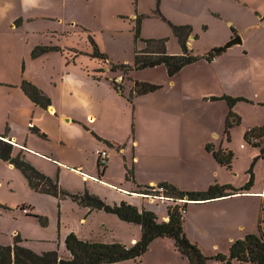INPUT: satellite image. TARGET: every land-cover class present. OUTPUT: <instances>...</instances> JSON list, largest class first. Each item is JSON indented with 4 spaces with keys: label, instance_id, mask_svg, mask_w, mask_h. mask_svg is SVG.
<instances>
[{
    "label": "crops",
    "instance_id": "crops-1",
    "mask_svg": "<svg viewBox=\"0 0 264 264\" xmlns=\"http://www.w3.org/2000/svg\"><path fill=\"white\" fill-rule=\"evenodd\" d=\"M65 1L17 0L21 9L20 15L0 18L6 19L5 26L0 25V40L12 36L17 37L22 43L27 36L28 41L30 31H37L34 30V20L37 17H46L45 19L56 20L59 23L61 21L59 18L63 17ZM137 3L138 0H135V13L138 12ZM156 3L165 18L191 17L181 21L172 19L171 22L192 27V36L187 40V46L192 51L200 37H210L207 46L209 50L199 53L200 56L223 45L234 35H239L241 42L216 54L210 60L200 58L187 64L172 76L166 73L163 66L172 85L167 87L160 85L152 92L134 95L131 101L128 100L133 85L131 79L147 81L145 78H138L141 70L132 71L128 76L130 78H123L122 74L119 77L101 76L98 73L105 72L99 71V67L92 69V72L79 69L83 74L77 78L80 83L66 88L64 83L69 77L70 70L61 67L55 73L57 79L52 81L54 89L59 92L58 97H52L51 104L46 109L34 104L23 93L19 86L20 76L12 80L3 75L5 73H0V135H5L3 139L12 144V154L21 152L36 169L49 177H52V172L57 173L60 187H63L59 178L63 171L79 175L87 185L88 191L92 189L88 183L93 182L114 192L110 202H106L107 193H99L96 189L90 191L103 198L106 203L118 204L125 201L139 210L153 212L160 221L168 220L169 205L184 204L182 228L186 237L196 244L201 252L207 253L209 251L206 249H213L210 256L227 253L232 242L243 238L247 233H253L254 227L257 228L258 219L263 211L260 206L259 209L258 205L256 206L257 199L262 198L257 194L263 195L264 191L254 190L255 179L247 191L197 202L184 198L183 203L174 199L164 202L165 207L156 206L154 200L144 197L140 191L145 187L158 186L162 182L172 184L182 191H204L214 185H228L235 189L242 186H235L226 181L228 171L232 169V161L230 168L221 165L206 146L209 145L214 151L230 150L233 157L237 155L228 146L231 133L237 125L231 127L227 135L224 133L229 107L225 100L212 97L241 96L253 101L247 102L252 107L257 102L264 103V95H257V90L264 88V0H155L154 9ZM168 6L176 11L174 15L170 14ZM139 14L146 16L143 13ZM118 16L127 17L121 13ZM63 25L64 22L60 26V31L52 26L49 28L53 32L65 34L67 32H63L65 26ZM195 35L197 38H194ZM25 44L27 48L29 42ZM136 48L139 49L137 46ZM167 52L179 54L180 47L179 51ZM254 55H262V61L256 63ZM22 58L24 76L50 96L48 88L28 74L26 67L31 66V63L27 64L25 56ZM22 58L18 61L20 62ZM182 73H185L184 78ZM177 76L182 78L178 82ZM112 79L115 81L124 79V82L120 83L121 93L114 89ZM48 85L52 88L50 82ZM66 100L70 101L71 105L66 104L63 107ZM244 102H236L231 108L232 111L236 114H242L243 111L252 112L250 111L252 107L249 105L245 107ZM256 108L254 110L259 112L260 109ZM202 109L207 111L205 115L201 113ZM45 115L57 122L64 120L76 122L80 126L78 129L80 142H69L62 134L51 139L48 131L40 124ZM189 116L194 117L193 126L187 124ZM197 120L201 125L196 122ZM59 126L61 128V123ZM30 127L37 128L39 132L32 131ZM101 149L107 151L108 157L106 165L100 172L96 152ZM91 158L94 161L93 165L88 162ZM37 163H44L49 170ZM0 164L1 168L13 175L12 178L0 176V194L4 196H7V193L15 194L16 179L25 188H20L21 193H17L13 201L0 195V217L15 223L10 231L11 237L18 235L23 243L36 241V238L39 241L52 238L48 236V232H53L54 237L56 233L53 229L54 224L57 220L58 222L60 219L63 220V207L68 198L59 199L36 192L28 186L24 176L12 164L1 159ZM131 168L133 176L126 179V169ZM249 202L255 208L251 207V204L248 205ZM73 203L80 213L81 224L91 219L92 214L105 212ZM32 214L45 216L47 224L45 226L39 224L41 226L39 227L37 219ZM105 218H109L114 225H121L132 231L122 235L123 238H114L110 241L87 239L77 231L75 235L83 240L106 243L116 241L127 246L139 239L141 234L139 224L113 216ZM101 225L105 226L104 223ZM261 226L264 231V225ZM57 232L59 243L65 239L68 231H63L60 235L58 225ZM3 242L9 245L13 243L10 240ZM220 245H223L221 249ZM27 246L36 252L34 245ZM213 260L216 264H222ZM107 264H188V261L176 250L172 239L159 237L151 241L146 252L138 259ZM232 264L252 263L232 260Z\"/></svg>",
    "mask_w": 264,
    "mask_h": 264
},
{
    "label": "rangeland",
    "instance_id": "rangeland-1",
    "mask_svg": "<svg viewBox=\"0 0 264 264\" xmlns=\"http://www.w3.org/2000/svg\"><path fill=\"white\" fill-rule=\"evenodd\" d=\"M137 4L138 12L135 13V0H66L63 7V17H60L59 19L63 21L65 25H63V32L67 33L60 34L59 32L60 26L63 22L59 21L58 23L56 22V20L45 19L46 17H37L34 20V30L37 31H30L28 41H26L27 36L24 37L22 43L18 41L17 37L12 38V36H8L7 39L0 40V73H5L3 75H6L9 79L12 80L18 79V76H20V86L21 81L27 79L24 76V61L22 58L23 56H25L27 58V64L31 63V66L27 65L26 67L28 74L33 76L36 82L48 88V90L50 91V96H47L51 99L52 97L54 98V96L55 98L58 97L59 92H56L57 90L54 89L52 81L57 79L55 73L60 70L61 67H64L66 69L69 68L70 70L69 77L65 79L64 83V86L67 88L80 83V80H78L77 78L79 76L82 77L83 74H81L82 72H80L79 69H82L84 71L89 70L90 72H92V69L99 67L104 70L103 72H105V74L98 73L101 76L105 75L106 77H119L120 74H122L123 78H128V73H123L120 70L112 71L110 69V62L132 64L136 46L139 48H142L144 46L141 39L168 37V44L166 43L167 50L169 52L179 51V46L175 40V37H173L171 34L169 25L160 17L154 14L155 0H138ZM167 8L170 9L171 15H174L176 13L173 8L171 10L170 6H168ZM20 11L21 9L17 0H0V18L18 17L20 15ZM120 13L126 15L127 17H119L118 14ZM139 13H143L146 16H144L141 20L140 37L138 39H135L133 29L135 25L134 19ZM166 18H168L170 21H172V19L181 21L191 17ZM5 23L6 19L0 20L1 26H5ZM50 26H52V28H57L59 31L53 32L52 29L49 28ZM89 36H92V39L99 47V51L106 53L108 57L106 61H102L94 56V48L90 44ZM189 36H192V34H190ZM209 38H206L204 36L200 37L194 44L195 46L192 51L193 54L198 55L205 50H209L207 47ZM27 42H29V45L26 48L25 43ZM32 44H34V46ZM42 44L56 46L59 47L60 50H52L50 51V53L44 52L40 55L32 57L31 50L36 45ZM254 57L256 63H260L262 61V55H254ZM19 58H22L20 62L18 61ZM184 76L185 73H182L183 78ZM138 78H145L151 83L163 85L164 87L172 85V83L169 82V77H167L163 66L143 69L141 70L140 74H138ZM181 79V76H177L176 82L180 81ZM123 80L119 79L116 82L122 84L124 82ZM48 82H50V86L52 88H49ZM56 88L58 89V86ZM257 93V95H264V88L262 90L258 89ZM244 103L245 107H247V105H249V107H252L247 102ZM66 104L70 106L71 102H67V100L64 101L63 107ZM263 104L264 103L257 102L256 105H253L254 108H250V111L252 112L243 111L242 114H238L241 118L240 123L239 125L234 127L235 129L231 133V141L228 142V146L233 149L237 155L233 157L232 169L228 171L226 177V181L231 183L232 185H243L249 178L248 170L252 165V172L254 173L255 179L254 190L259 191H264V158L260 156L259 148L251 147L250 144L247 145L246 141L244 140V133L250 127L264 124ZM255 107H257L256 109H260L259 112L257 110H254ZM201 113L205 115L207 111L205 109H202ZM185 120L186 119H184L183 121L184 123L186 122ZM187 121V124L193 126L194 117L189 116V119H187ZM196 122H198V120ZM60 123L61 128L59 126ZM198 123L201 125V122ZM40 124L48 131L51 139H55L56 136L58 137L60 134H62L64 139L68 140L69 142L78 143L81 140L80 134L78 133V129H80V126L76 122H66V120H64L63 122H57V120H53L52 118H49V116L45 115V118L40 121ZM260 140V144H264V136L260 138ZM88 162H90L92 165L94 164L92 158L88 160ZM37 164L44 167L46 170H49L47 165H45L44 163ZM1 165L2 164H0V166ZM19 173L21 172L19 171ZM1 175L11 178L13 176L11 173L0 167V176ZM51 178L57 179V173L52 172ZM59 178L61 184L63 185V187L61 186L62 189L66 190L69 193L83 192L84 190L88 189L87 185H85V183L80 179L79 175L76 176L70 172L63 171ZM88 184L92 188L90 189V191L96 189L99 193H107L109 197L107 196L108 199H106V202H110L111 197L113 196L112 193H114L113 191L111 192L110 190H106V187H100V184L97 183L90 182ZM22 187L23 186L21 185L20 181L16 179V193H7V196H4L3 194L0 195L4 199L6 198L9 201H13L16 199L17 193H21L19 190ZM23 189L25 188L23 187ZM257 195L262 197L260 199H257L256 206L258 205V209L259 206L260 209H263V211L261 212V224L264 225V194ZM65 198L68 199L65 200L66 202L64 203L65 205L63 207V220L60 219L59 222L57 220L54 224L53 229L56 231L55 236L53 237V232H48V236H51L52 238H49L45 241H39V239L36 238V241H27L26 243L20 241L18 243L20 246L28 248L27 245L32 244L36 249V253L40 254L46 251H56L61 258H65L66 256H69V254L65 248L64 240L59 241L58 243V225L60 227V235L61 232L63 233V231H68V234L70 232H73L75 234V231H77L80 232L81 235H84L87 239L102 241H110L114 238H123L124 236L122 235H127L132 231L123 228L121 225H114L109 218L106 219L105 216H113L119 219L115 214L107 212H98L99 214H92L90 216L91 219H88L85 224H81L79 222L80 213L75 207L73 203L74 201L72 202V199L69 197ZM101 199L103 200V198ZM154 203L156 206L159 205L161 207H165V204L159 203L158 200H154ZM247 204H251V207H254L251 202ZM103 223L105 224V226L101 225ZM14 224V222L8 220L7 218L0 217V244L9 245V243L3 242L6 240H10L13 242L10 231L13 228ZM37 224L39 227H41L39 225V222H37ZM52 227L53 226H47V228ZM253 233H258L257 228L254 227ZM222 247L223 245H220V249ZM206 250H208L209 252L202 253L205 256L210 257V255L213 254V249L209 248ZM206 264L216 263L213 259L209 258L206 260Z\"/></svg>",
    "mask_w": 264,
    "mask_h": 264
},
{
    "label": "trees",
    "instance_id": "trees-1",
    "mask_svg": "<svg viewBox=\"0 0 264 264\" xmlns=\"http://www.w3.org/2000/svg\"><path fill=\"white\" fill-rule=\"evenodd\" d=\"M154 14L169 25L171 33L176 38L180 47V53L169 54L167 52V37L141 39L144 46L139 49L135 48L132 64L110 62V69L112 71L120 70L123 73L130 74L135 70L162 65L164 66L166 73L169 76H172L187 64L200 58L210 60L216 55V53L213 52V49L201 56L193 54L192 50L187 46V39L189 35L192 34V27L187 24L172 23L160 13L158 3H156ZM143 17V15L139 14L134 19L135 25L133 29L135 39L140 37V25ZM194 38H197V36L195 35ZM89 40L94 48V56L102 61H106L108 59L106 53L99 51V47L92 39V36H89ZM52 50L58 51L60 49L59 47L52 45H36L31 50V56L34 57ZM98 70L102 71L101 68ZM131 80L133 81V85L128 95L129 101H131L134 95L152 92L160 87V85L147 81ZM111 83L116 91L119 93L122 92V86L120 83H117L115 79H112ZM20 88L23 93L39 107L46 109L51 104L50 98L29 80H22ZM212 99H223L229 107L224 124V133L226 135L228 134L229 129L238 125L241 120L240 116L232 111V106L238 101L252 103L251 100L241 96L232 97L229 95H223L220 97H212ZM30 129L36 133L39 132L35 127H30ZM39 134L44 136L42 133ZM263 136L264 124L251 127L244 133L245 141L253 147H258L260 150V156L264 158V144H260V138ZM3 138H5V135H0V159L17 168L32 190L49 194L59 199L69 197L72 201L84 207H88L89 209L103 210L107 213L115 214L120 220L139 224L141 227V234L138 240L130 246H127L116 241L106 243L83 240L70 232L64 239L65 248L69 253V257L66 258H61L56 251H46L39 254L28 248L22 247L18 244L21 239L16 235L14 236L11 245L0 244V264H107L129 259L135 260L146 252L152 240L159 237L172 239L176 250L187 259L188 264H205L206 260L209 258L220 261L222 264H232V260L250 262L252 264H264V231L261 226V217L257 222L258 233H247L243 238L235 240L230 244L227 253H216L213 256L207 257L201 252L196 244L192 243L186 237L182 228L183 213L179 211V205H169L167 208L168 220L160 221L153 212L144 209L139 210L134 205L125 201H120L118 204H108L97 195L90 193L88 190L78 193H69L59 186L57 179L48 177L36 169L21 152H18L15 155L12 154V144ZM254 138L258 141L253 142L252 139ZM206 149L212 151L214 158L221 165L230 168L233 158V154L230 150L224 151L219 149L214 151L209 145L206 146ZM97 167L100 172L104 168H101L98 161ZM248 173L249 178L247 182L238 189L228 185H214L210 186L205 191H182L166 182H162L158 186L164 188L163 194L166 197L171 198L172 201L174 199L184 198L195 202L205 201L220 196L230 195L235 192L249 190L253 185L254 180L252 165L249 167ZM132 176V168L126 169V179H130ZM150 188L151 187H145L140 193L147 194L149 192L147 189ZM226 191L229 192L226 193ZM167 202L168 201L165 203ZM183 207L185 209L184 205ZM32 216L37 219L40 225L45 226L47 224V218L45 216L35 214H32Z\"/></svg>",
    "mask_w": 264,
    "mask_h": 264
},
{
    "label": "built area",
    "instance_id": "built-area-1",
    "mask_svg": "<svg viewBox=\"0 0 264 264\" xmlns=\"http://www.w3.org/2000/svg\"><path fill=\"white\" fill-rule=\"evenodd\" d=\"M252 141L257 142L258 140L256 138H254V139H252ZM96 154H97V161L100 164L101 168L104 167L106 165L107 157H108L107 151L104 149H101V150H98L96 152ZM163 191H164V188L162 186H153L150 188V190L147 194L142 193V195L146 198H149L150 200H158L159 203H164L165 201H170V200L172 201L171 198H168L163 194ZM177 200L183 202L182 201L183 199H177ZM179 201H177V202H179ZM181 202H179V203H181ZM183 205L184 204H179V211L181 213L185 212Z\"/></svg>",
    "mask_w": 264,
    "mask_h": 264
},
{
    "label": "water",
    "instance_id": "water-1",
    "mask_svg": "<svg viewBox=\"0 0 264 264\" xmlns=\"http://www.w3.org/2000/svg\"><path fill=\"white\" fill-rule=\"evenodd\" d=\"M240 42H241V39L239 35H234L229 40H227L225 43H223V45H220L216 47L215 49H213V52L218 54L220 52H223L224 50H226L227 48L231 47L234 44H240Z\"/></svg>",
    "mask_w": 264,
    "mask_h": 264
}]
</instances>
